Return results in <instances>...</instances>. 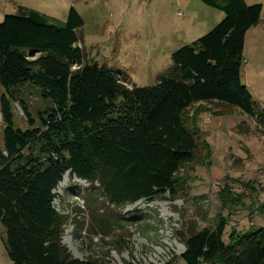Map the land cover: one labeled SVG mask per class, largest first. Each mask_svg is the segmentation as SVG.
Segmentation results:
<instances>
[{
	"label": "trees",
	"instance_id": "1",
	"mask_svg": "<svg viewBox=\"0 0 264 264\" xmlns=\"http://www.w3.org/2000/svg\"><path fill=\"white\" fill-rule=\"evenodd\" d=\"M201 1L223 11L224 18L175 51L171 66L149 86H129L88 58L84 20L74 7L61 21L20 6L0 23V109L6 124L0 224L14 264H106L73 257L63 243L68 216L54 201L65 174L97 186L117 209L176 199L190 181L185 174L191 165L206 166L212 158L201 126L209 105L222 107L215 116L242 114L264 133V103L242 80L246 35L263 22V6ZM32 90L49 102L46 115L39 126L16 129L13 103L26 109L24 98ZM87 204L92 231L110 235L124 226L126 218L105 215L96 198H87ZM226 224L221 218L212 227L176 231L186 263L264 264V225L234 229L225 241Z\"/></svg>",
	"mask_w": 264,
	"mask_h": 264
},
{
	"label": "rangeland",
	"instance_id": "2",
	"mask_svg": "<svg viewBox=\"0 0 264 264\" xmlns=\"http://www.w3.org/2000/svg\"><path fill=\"white\" fill-rule=\"evenodd\" d=\"M246 1L262 4L264 14V0ZM20 6L61 21L74 7L84 20L81 31L88 58L112 69L129 86L154 84L171 66L175 51L206 35L225 16L201 0H0V23ZM244 56L243 81L263 104L264 22L247 32ZM2 93L0 87V98ZM24 99L28 115L13 103L14 127L22 130L39 126L49 106L34 90ZM208 108L201 126L213 148L212 158L206 166L191 165L185 174L190 181L179 198L139 201L117 209L103 200L97 186L64 175L55 191V205L68 216L63 243L73 257L98 258L106 264H187L181 257L185 245L176 231L212 227L224 218L228 241L234 229L242 232L264 225V133L242 114L215 116L222 107ZM5 128L0 109V145ZM89 197L96 198L105 215L125 217L124 226L110 235L92 231ZM4 238L0 224V264H14Z\"/></svg>",
	"mask_w": 264,
	"mask_h": 264
},
{
	"label": "crops",
	"instance_id": "3",
	"mask_svg": "<svg viewBox=\"0 0 264 264\" xmlns=\"http://www.w3.org/2000/svg\"><path fill=\"white\" fill-rule=\"evenodd\" d=\"M246 1V0H245ZM247 2V1H246ZM248 3V2H247ZM249 4V3H248ZM263 22H264V20H263ZM263 22L261 23V25L263 24ZM242 80H243V72H242ZM244 82V81H243ZM247 85V84H246ZM248 86V85H247ZM211 127H213V126H211ZM210 129V128H209ZM208 130V129H207ZM207 140H209V138L207 139Z\"/></svg>",
	"mask_w": 264,
	"mask_h": 264
},
{
	"label": "bare ground",
	"instance_id": "4",
	"mask_svg": "<svg viewBox=\"0 0 264 264\" xmlns=\"http://www.w3.org/2000/svg\"><path fill=\"white\" fill-rule=\"evenodd\" d=\"M181 249H183L184 247L183 246H180Z\"/></svg>",
	"mask_w": 264,
	"mask_h": 264
},
{
	"label": "built area",
	"instance_id": "5",
	"mask_svg": "<svg viewBox=\"0 0 264 264\" xmlns=\"http://www.w3.org/2000/svg\"><path fill=\"white\" fill-rule=\"evenodd\" d=\"M54 205H55V201H54ZM58 210V209H57Z\"/></svg>",
	"mask_w": 264,
	"mask_h": 264
}]
</instances>
